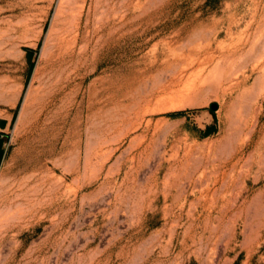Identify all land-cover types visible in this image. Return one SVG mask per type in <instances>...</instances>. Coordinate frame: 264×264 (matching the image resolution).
I'll return each mask as SVG.
<instances>
[{"label": "rangeland", "instance_id": "rangeland-1", "mask_svg": "<svg viewBox=\"0 0 264 264\" xmlns=\"http://www.w3.org/2000/svg\"><path fill=\"white\" fill-rule=\"evenodd\" d=\"M0 139V264H264V0H0Z\"/></svg>", "mask_w": 264, "mask_h": 264}, {"label": "bare ground", "instance_id": "bare-ground-1", "mask_svg": "<svg viewBox=\"0 0 264 264\" xmlns=\"http://www.w3.org/2000/svg\"><path fill=\"white\" fill-rule=\"evenodd\" d=\"M79 24V23H78ZM78 30V27L76 28ZM78 34L74 36V42L77 40ZM65 43L64 36L60 37L59 40V50L62 52L63 45ZM66 49V48H65ZM64 51V50H63ZM72 56V53L62 52L60 58V65L67 61V57ZM71 61V60H70ZM64 70V69H63ZM63 70H59L53 79H48L41 84V87L37 91V96L35 99V110L30 121L29 131L33 136V140L36 146H40L46 141V138L50 133H53L56 125L55 124V115L48 114V108L56 100L58 94L65 87L62 74ZM63 92V91H62ZM63 96V95H62ZM58 98V97H57ZM60 101V100H59ZM58 115V114H57ZM56 115V116H57ZM59 117V115H58ZM58 121V120H57ZM57 123V122H56ZM57 129V128H56ZM53 141V140H52ZM45 143V142H44ZM47 145V144H46ZM50 146V145H49ZM41 147V146H40ZM39 147V148H40ZM44 147V146H43ZM42 150V149H41ZM40 150V151H41ZM45 151V149H44ZM42 152V151H41ZM191 153V152H190ZM189 159V158H188ZM180 162V161H179ZM182 163V162H181ZM194 169V168H193ZM187 170V169H186ZM195 179V178H194ZM193 179V180H194ZM10 180V179H9ZM8 181V180H7ZM194 183V182H193ZM3 184V183H2ZM25 184V183H24ZM60 192V191H59ZM17 205V204H16ZM20 206V205H19ZM3 207V206H2ZM10 207V206H9ZM22 207V205H21ZM5 225V224H4Z\"/></svg>", "mask_w": 264, "mask_h": 264}, {"label": "trees", "instance_id": "trees-1", "mask_svg": "<svg viewBox=\"0 0 264 264\" xmlns=\"http://www.w3.org/2000/svg\"><path fill=\"white\" fill-rule=\"evenodd\" d=\"M25 50H26V57H27V60L29 62V71H30L32 69V67H33V63L31 62V56H32L33 50L29 49V48H26ZM3 123H4V121L2 120L1 121V125H3ZM211 129H212L211 127H208L206 132L211 131ZM1 143H2V140L0 139V155L2 153Z\"/></svg>", "mask_w": 264, "mask_h": 264}, {"label": "water", "instance_id": "water-1", "mask_svg": "<svg viewBox=\"0 0 264 264\" xmlns=\"http://www.w3.org/2000/svg\"><path fill=\"white\" fill-rule=\"evenodd\" d=\"M210 108L212 110H216L217 109V103H215V102L211 103Z\"/></svg>", "mask_w": 264, "mask_h": 264}]
</instances>
